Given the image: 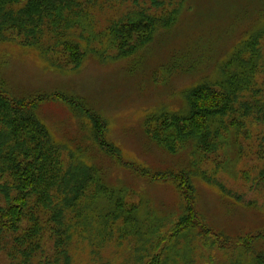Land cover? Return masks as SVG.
<instances>
[{"label": "rangeland", "instance_id": "1", "mask_svg": "<svg viewBox=\"0 0 264 264\" xmlns=\"http://www.w3.org/2000/svg\"><path fill=\"white\" fill-rule=\"evenodd\" d=\"M73 9L61 28L48 30L41 50L23 46L12 36L0 40V82L6 92L18 99L57 93L74 98L108 123L107 138L126 161L160 173L192 170L190 151L167 152L150 138L157 126L147 119L162 109H182L188 89L219 77L234 49L264 31V0H75ZM175 12L174 24L168 30L159 28L146 46L121 47L113 38L116 34L111 30L119 24L148 18L164 24ZM260 42L254 87L260 92L256 97L264 100V37ZM70 43L80 47V54L86 53L80 66L72 63ZM37 113L53 141L63 146L60 156L65 169L74 162V153L103 169L110 193L126 189V208L152 216L156 210L166 223L160 234L144 244L125 232L123 218L104 226L92 219L95 190H88L77 210H69L64 218L71 227L68 246L58 247L52 211L32 200L28 206H18L23 213L20 222L0 219V264H156L153 259L161 264L235 262L234 248H205L198 230L178 239L163 237L173 227L170 220L184 215L187 201L177 187L119 167L91 140L89 119L82 122L59 99L40 103ZM263 133V126L249 118L241 134L224 131L222 149L196 160L201 175L193 177L196 211L231 241L264 230V183L258 180L264 168ZM175 144L181 148L179 142ZM81 148L88 152L79 154ZM203 176L215 185L203 181ZM12 179L7 173L0 175V208L15 205L18 192ZM216 184L232 196L225 197ZM100 227L107 236L96 232ZM34 229L37 238L26 240ZM257 246L263 249L264 242Z\"/></svg>", "mask_w": 264, "mask_h": 264}, {"label": "trees", "instance_id": "2", "mask_svg": "<svg viewBox=\"0 0 264 264\" xmlns=\"http://www.w3.org/2000/svg\"><path fill=\"white\" fill-rule=\"evenodd\" d=\"M74 4L75 0H0V40H10L8 36H12L23 46L41 50L46 44L45 34L49 31L56 32L68 21V16L74 12ZM176 14H171L164 24H157L150 18L119 24L120 26L111 30L116 34L113 38L120 41L121 47L132 43L133 47L146 46L153 41L159 28L168 30L174 24L178 19ZM145 24L150 29L149 33ZM263 37L264 31L235 48L214 82L202 80L200 84L188 89L183 94L185 104L182 109L173 112L162 109L148 117L147 123H155L158 127L151 130L150 138L171 154L190 151L188 160L192 170L160 173L130 163L124 159L122 151L108 140V123L96 111L87 109L81 101L60 93L18 99L10 96L0 82V175L7 173L12 177L18 192L15 205L0 208V219H6L9 223L20 222L23 213L18 206H28L34 200L36 206L52 211L51 220L56 224L55 234L58 236L57 246H68L71 227L64 218L69 210H77L88 190H95L91 216L92 219L100 220L103 226L105 222L123 218L126 223L125 232L133 234L145 244L154 235L160 234V229L166 223L167 218L163 223L164 216L159 217L156 210L152 216L137 208H126V189L110 193L112 187L108 185L102 168L85 163L78 156L75 157L74 153L71 155L74 162L67 169L64 168L60 156L63 146L53 141L49 129L37 115L40 103L59 99L82 122L83 118L90 120L91 140L105 155L116 161L119 167L152 182L169 183L177 187L187 205L182 209L184 215L179 220H170L173 227L163 237L178 239L187 232L198 230L205 248H234L236 258L233 264H264V248L259 249L257 246L264 242V230L244 234L231 241L222 232L212 229L196 211V187L193 184V177L201 176L196 160L222 149L224 131L232 130L238 136L249 118L256 120L264 129V100L256 97L260 92L254 87L261 54L260 41ZM70 46L73 47L74 54L71 56L72 63L80 66L86 53L80 54V47L76 44ZM246 54L250 56L246 57ZM46 58L48 57H45L48 61ZM175 142H179L181 148H177ZM262 148L264 157V137ZM86 151L81 148L79 154L83 155ZM202 180L215 185L206 176ZM258 180L264 183V168L259 172ZM218 187L225 197L232 196L221 185ZM143 214L145 215L141 217ZM31 216L35 224L36 216L34 213ZM37 229L32 230L30 236L28 232L26 240L37 238ZM105 230L100 227L96 232L101 233L100 237L107 236ZM108 237L110 238L109 235ZM152 262L161 264L158 259H153Z\"/></svg>", "mask_w": 264, "mask_h": 264}]
</instances>
